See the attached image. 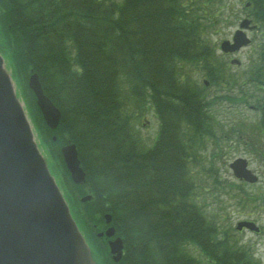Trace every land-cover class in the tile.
<instances>
[{"label": "trees", "instance_id": "obj_1", "mask_svg": "<svg viewBox=\"0 0 264 264\" xmlns=\"http://www.w3.org/2000/svg\"><path fill=\"white\" fill-rule=\"evenodd\" d=\"M251 1L262 11L263 0ZM231 8L225 0H0L1 46L33 110L40 115L28 87L31 68L62 110L56 129L44 123L46 145L61 164V146H78L93 197L76 204L77 218L104 222L110 211L125 239V264H262L207 213L205 184L194 172L206 138L220 139L213 103L246 95L212 98L200 82L231 89L238 80L206 34ZM261 50L249 75L256 85L264 83ZM132 106L155 110L151 146L133 127ZM214 183L219 193L228 189L217 176ZM70 190L84 194L74 183Z\"/></svg>", "mask_w": 264, "mask_h": 264}, {"label": "water", "instance_id": "obj_2", "mask_svg": "<svg viewBox=\"0 0 264 264\" xmlns=\"http://www.w3.org/2000/svg\"><path fill=\"white\" fill-rule=\"evenodd\" d=\"M244 20L241 26H247ZM250 39L236 30L233 42L221 43L224 51H234ZM237 60H233L235 62ZM29 85L50 127H56L60 109L44 93L39 75L30 76ZM65 161L75 182L85 180V171L75 143L62 147ZM247 159L231 164L235 175L255 182L258 177L248 168ZM90 195L82 197L85 201ZM106 222L111 214H105ZM253 226L252 222H242ZM241 226V225H240ZM115 233L110 226L106 234ZM99 236L103 232L98 233ZM113 259L122 257L123 239L109 241ZM0 264H97L92 249L76 222L47 160L35 138L22 100L16 93L10 71L0 51Z\"/></svg>", "mask_w": 264, "mask_h": 264}, {"label": "rangeland", "instance_id": "obj_3", "mask_svg": "<svg viewBox=\"0 0 264 264\" xmlns=\"http://www.w3.org/2000/svg\"><path fill=\"white\" fill-rule=\"evenodd\" d=\"M247 1L248 0H225L228 5L234 7V12L231 16L228 14L230 12L220 14L219 21L210 31L208 30L206 34L211 46L219 44L225 38H230L238 27L240 20L246 14V11H252V7H244V4ZM255 23L257 25L259 22ZM263 33L264 22L263 24L260 22L259 27L251 31V44L244 47L235 56L241 60V64L228 68V71L234 78H239L236 82H232L229 85L232 87L231 89L225 87L223 83L218 86L211 82L208 83V85H210L208 88L210 97L215 95V93H228L235 97L246 93V95H244L245 99L238 102L217 99L213 103L214 106L212 108V113L215 117L213 129L216 134L220 136V139L217 144L215 137L209 136L206 138V146L201 149L200 153L202 155L201 164L195 167V172L205 184L201 190L202 195L205 197V202L202 204H207V213L216 214L217 223L221 222L223 229L228 230L231 229V226L237 220L242 218L257 219L263 225L264 229V133L260 132L262 126L261 123H264L262 120L260 121V117L263 118L264 114L263 109L258 108L262 102L261 99L264 98V92H261V90L257 91L256 83H253L252 80L249 81L248 79L249 75L255 68L253 63L256 62V55H259V52L262 51L261 47L264 46V38L262 37ZM220 52L221 51L219 50L214 51L216 58L218 59L220 57L221 61L230 62L232 56L224 55L222 53L220 54ZM9 64V67L13 71L11 61ZM16 78L17 77H15V80L18 89L22 93V84L20 79L17 78L19 81L18 83ZM203 79L206 80L208 78L203 77L200 82H202ZM238 83L240 84V88H237ZM27 102L34 119L33 124L36 125V127L34 125V128L37 138L43 148L44 142L38 128V122L35 118L31 102L28 101V99ZM132 111L135 113L138 112L133 118L134 129L143 137L146 146L152 145L159 128V122L155 110L152 106H148L145 110L139 111L132 106ZM217 121L220 123L218 124ZM40 126L41 129L44 130V133H46L47 127H44L42 123H40ZM36 128L40 134L41 140ZM55 142H57V140ZM47 148L51 155L50 148L48 146ZM238 156L246 157L250 162V168L260 175V179L257 183L243 184L236 179L229 167V163ZM52 160L56 171L63 182L62 185H64L63 187H65L64 189L69 196L68 198H70L73 203V208H76L77 210L75 198L72 196L73 194L70 190L71 185L68 183L70 177L64 172V168L60 162L55 161L53 158ZM210 168H213V173L211 174ZM215 176L219 177V179L225 184V186L221 187L228 188L226 191L221 193L216 191L214 183ZM83 190L85 192L84 194L90 193L88 186H86V188L83 187ZM217 195L221 198L218 199V201L216 199L214 200ZM80 220L84 226H82L84 232L92 245L96 248L100 244L104 246V242H106L105 240L103 242V239L100 240L95 238L94 229L91 228L92 223L90 221H85L83 217L80 218ZM98 222L94 223L96 224ZM229 233L231 241L244 247V250L250 257L256 258L264 264V232L259 235L247 232L238 235L233 231H229ZM100 248L102 249L101 246ZM98 257L101 264H116L115 262H112L111 256L108 252L103 253L102 251H98ZM106 258L108 263H106Z\"/></svg>", "mask_w": 264, "mask_h": 264}, {"label": "flooded vegetation", "instance_id": "obj_4", "mask_svg": "<svg viewBox=\"0 0 264 264\" xmlns=\"http://www.w3.org/2000/svg\"><path fill=\"white\" fill-rule=\"evenodd\" d=\"M249 219V218H248ZM260 226V230L258 231V233H261L263 230V227L261 225ZM239 233H243V232H249V229L246 227H243L241 230L238 231Z\"/></svg>", "mask_w": 264, "mask_h": 264}]
</instances>
